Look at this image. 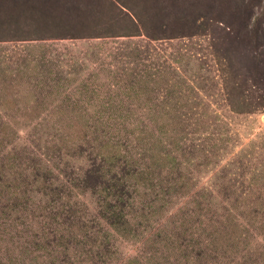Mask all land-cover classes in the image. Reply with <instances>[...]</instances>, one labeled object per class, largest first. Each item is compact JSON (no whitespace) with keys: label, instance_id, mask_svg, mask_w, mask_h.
<instances>
[{"label":"rangeland","instance_id":"374dc122","mask_svg":"<svg viewBox=\"0 0 264 264\" xmlns=\"http://www.w3.org/2000/svg\"><path fill=\"white\" fill-rule=\"evenodd\" d=\"M263 99L264 0H0V264H264Z\"/></svg>","mask_w":264,"mask_h":264},{"label":"trees","instance_id":"16d2710c","mask_svg":"<svg viewBox=\"0 0 264 264\" xmlns=\"http://www.w3.org/2000/svg\"><path fill=\"white\" fill-rule=\"evenodd\" d=\"M263 104H264V99H263ZM90 178H96V177H93L92 174H87V179L89 180Z\"/></svg>","mask_w":264,"mask_h":264}]
</instances>
